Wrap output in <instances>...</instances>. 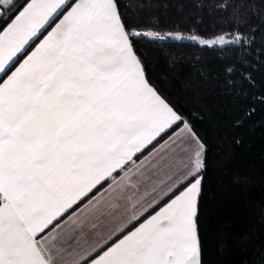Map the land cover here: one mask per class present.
<instances>
[{
  "label": "crops",
  "instance_id": "crops-1",
  "mask_svg": "<svg viewBox=\"0 0 264 264\" xmlns=\"http://www.w3.org/2000/svg\"><path fill=\"white\" fill-rule=\"evenodd\" d=\"M67 2L27 0L13 15L0 76ZM177 119L113 0H74L0 80V264H199V177L124 231L201 168L186 123L123 168Z\"/></svg>",
  "mask_w": 264,
  "mask_h": 264
},
{
  "label": "trees",
  "instance_id": "trees-1",
  "mask_svg": "<svg viewBox=\"0 0 264 264\" xmlns=\"http://www.w3.org/2000/svg\"><path fill=\"white\" fill-rule=\"evenodd\" d=\"M26 1L0 0V30ZM73 1L68 0L54 15L0 80ZM113 2L145 81L178 116L123 168L146 155L183 123L203 146L198 172L124 231L199 177L194 217L199 264H264V0ZM142 29L163 37L132 33ZM218 31L229 32L232 41L199 44L194 40L195 36H212ZM119 171L71 208L102 189Z\"/></svg>",
  "mask_w": 264,
  "mask_h": 264
},
{
  "label": "rangeland",
  "instance_id": "rangeland-1",
  "mask_svg": "<svg viewBox=\"0 0 264 264\" xmlns=\"http://www.w3.org/2000/svg\"><path fill=\"white\" fill-rule=\"evenodd\" d=\"M4 4H7V1L4 2ZM134 35H141L149 38H162L163 35H161L159 32H156L154 30H148V29H142V30H135L132 31ZM204 35V34H203ZM173 37H178V35L174 34ZM232 35L229 32H220L210 35H204V36H195L194 40L197 41L199 44H222V43H229L232 41Z\"/></svg>",
  "mask_w": 264,
  "mask_h": 264
}]
</instances>
